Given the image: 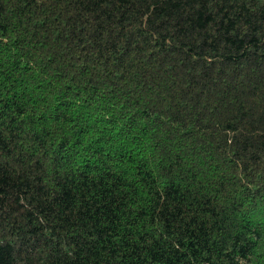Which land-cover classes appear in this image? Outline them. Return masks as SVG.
<instances>
[{
	"label": "trees",
	"instance_id": "1",
	"mask_svg": "<svg viewBox=\"0 0 264 264\" xmlns=\"http://www.w3.org/2000/svg\"><path fill=\"white\" fill-rule=\"evenodd\" d=\"M0 264H264V0H0Z\"/></svg>",
	"mask_w": 264,
	"mask_h": 264
}]
</instances>
